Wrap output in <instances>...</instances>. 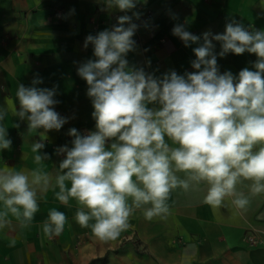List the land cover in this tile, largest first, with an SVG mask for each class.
Returning a JSON list of instances; mask_svg holds the SVG:
<instances>
[{
	"label": "clouds",
	"instance_id": "obj_1",
	"mask_svg": "<svg viewBox=\"0 0 264 264\" xmlns=\"http://www.w3.org/2000/svg\"><path fill=\"white\" fill-rule=\"evenodd\" d=\"M104 3L107 9L128 13L138 0ZM139 16L134 11L121 15L111 30L85 39L84 47L92 45L96 59L82 63L77 74L87 83L96 130H69L72 147L57 150L65 158L54 175L44 170L49 157L40 154L42 142L31 146L38 167L0 168V228L11 223L9 216L30 223L39 210L38 197L49 190L66 206L74 200L75 221L103 242L127 231L137 211L149 221L167 218L168 200L177 188L189 191L204 184L205 204L218 209L230 201L240 212L247 211L251 198L264 194V31L233 21L223 34L205 32L201 37L178 24L173 35L185 47L199 45L191 61L195 71L179 75L173 70L157 78L142 67H130L126 59L136 47L133 17ZM213 41L221 45L218 54ZM245 52L257 57L255 70L244 68L238 76L220 72L217 55ZM38 83L42 80L17 87L19 110L15 101L0 108V150L12 143L3 123L9 110L27 120L29 131H58L68 122L55 111V88L35 87ZM66 222L64 212L51 209L42 225L44 235L58 236Z\"/></svg>",
	"mask_w": 264,
	"mask_h": 264
},
{
	"label": "crops",
	"instance_id": "obj_2",
	"mask_svg": "<svg viewBox=\"0 0 264 264\" xmlns=\"http://www.w3.org/2000/svg\"><path fill=\"white\" fill-rule=\"evenodd\" d=\"M133 11L140 13L139 19L133 17L138 25L136 47L126 59L130 67H142L157 78L173 70L179 75L195 71L191 61L199 45L185 47L172 33L178 24L201 37L205 32L223 34L233 21L250 31H264V0H138L137 8L128 13L107 9L104 0H0V108L15 101L19 110L17 87L42 80L34 86L55 88V111L68 121L58 131H29L27 120L9 110L3 123L12 143L0 150V168L38 167L31 146L42 142L40 154L49 157L44 170L54 175L65 158L57 150L72 147L69 130L76 128L81 134L96 130L87 83L77 74L82 63L96 59L92 45L85 48L84 42L90 34L111 30L117 17ZM213 44L218 54L221 45ZM256 59L247 52L217 55L220 72L234 76L244 68L255 70ZM154 106L158 107L149 105ZM237 189L248 194L244 185ZM205 194L204 184L189 191L174 189L167 218L149 221L137 211L127 231L115 241L103 242L75 221L74 200L66 206L49 190L38 197L39 210L30 223L9 216L11 223L0 228V264H264V194L251 198L246 212L237 211L230 201L213 209L203 202ZM53 208L64 212L67 222L58 236L48 238L42 225ZM252 229L260 230L261 243L254 244Z\"/></svg>",
	"mask_w": 264,
	"mask_h": 264
},
{
	"label": "rangeland",
	"instance_id": "obj_3",
	"mask_svg": "<svg viewBox=\"0 0 264 264\" xmlns=\"http://www.w3.org/2000/svg\"><path fill=\"white\" fill-rule=\"evenodd\" d=\"M251 235H252V239L254 241V244L261 243L262 239H261L260 230L252 229Z\"/></svg>",
	"mask_w": 264,
	"mask_h": 264
}]
</instances>
